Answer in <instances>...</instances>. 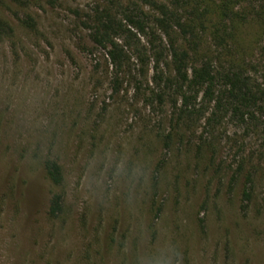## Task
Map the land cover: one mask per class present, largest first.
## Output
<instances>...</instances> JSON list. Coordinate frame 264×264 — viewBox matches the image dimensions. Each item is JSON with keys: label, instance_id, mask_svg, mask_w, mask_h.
Masks as SVG:
<instances>
[{"label": "rangeland", "instance_id": "1", "mask_svg": "<svg viewBox=\"0 0 264 264\" xmlns=\"http://www.w3.org/2000/svg\"><path fill=\"white\" fill-rule=\"evenodd\" d=\"M110 1L0 0L12 29L0 34V264H133L161 235L181 264H264V115L248 130L201 116L165 146L172 112L146 99L151 65L141 77L132 60L114 92L106 52L81 23ZM47 158L63 168L61 188L45 178ZM108 158L134 176L111 179ZM53 191L64 194L57 219Z\"/></svg>", "mask_w": 264, "mask_h": 264}, {"label": "trees", "instance_id": "2", "mask_svg": "<svg viewBox=\"0 0 264 264\" xmlns=\"http://www.w3.org/2000/svg\"><path fill=\"white\" fill-rule=\"evenodd\" d=\"M13 1L24 4L29 0ZM81 21L90 30L92 42L106 52L114 92L119 91L125 69L133 75L132 60L140 66L141 77L147 76L151 65L152 87L146 99L156 108L168 104L172 112L173 131L163 137L165 146L175 139L181 141L184 134L179 129H192L201 116L211 128L224 117L247 130L260 126L264 115V0H113ZM21 23L34 29L30 15ZM6 31L12 29L0 19V34ZM138 84L140 88L141 81ZM209 106L211 112L205 115ZM204 144L205 138L197 145L198 157ZM42 166L52 188H61L62 166L51 158L44 159ZM63 210L64 194L51 192L48 218H59Z\"/></svg>", "mask_w": 264, "mask_h": 264}, {"label": "clouds", "instance_id": "3", "mask_svg": "<svg viewBox=\"0 0 264 264\" xmlns=\"http://www.w3.org/2000/svg\"><path fill=\"white\" fill-rule=\"evenodd\" d=\"M94 163V162H93ZM105 167L112 168L111 179L119 180L124 177L132 178L134 173L125 167L123 159L113 161L108 158ZM97 185L105 182L104 170L92 178ZM182 255L178 246L166 235H161L155 241H146L134 254L133 264H181Z\"/></svg>", "mask_w": 264, "mask_h": 264}]
</instances>
